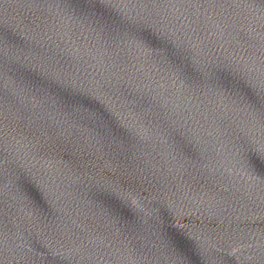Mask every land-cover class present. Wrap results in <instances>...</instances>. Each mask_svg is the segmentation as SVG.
Instances as JSON below:
<instances>
[{
    "label": "snow or ice",
    "instance_id": "snow-or-ice-1",
    "mask_svg": "<svg viewBox=\"0 0 264 264\" xmlns=\"http://www.w3.org/2000/svg\"><path fill=\"white\" fill-rule=\"evenodd\" d=\"M129 39H131L134 43L148 47L149 45V38L144 34L142 30H135V31H129ZM11 41L6 40L3 36H0V52H2L5 45L10 44ZM262 116H264V110H262L261 113ZM262 129H264V124H262ZM261 157H264V148H261L258 153Z\"/></svg>",
    "mask_w": 264,
    "mask_h": 264
}]
</instances>
